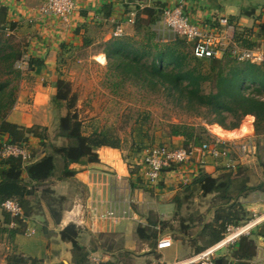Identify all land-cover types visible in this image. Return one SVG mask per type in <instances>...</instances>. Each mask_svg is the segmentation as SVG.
I'll return each instance as SVG.
<instances>
[{"label":"crops","instance_id":"1","mask_svg":"<svg viewBox=\"0 0 264 264\" xmlns=\"http://www.w3.org/2000/svg\"><path fill=\"white\" fill-rule=\"evenodd\" d=\"M42 1L0 0V7L6 8L7 20L14 23L17 30H24L28 39L25 51L28 78L19 87L7 122L24 129H46L48 137L54 134L58 117L65 114L64 110L59 111L51 105L55 84L63 78L64 67L79 61L76 57L78 52L89 49L95 51L94 58H102L106 63L102 46L118 38L114 37L117 27L121 28L122 36L127 35L126 32L132 29V24L126 21L128 14L132 11L137 13V6L142 9L161 5L164 9L182 1L184 12L193 19L200 17L209 21L215 15L228 19V27L222 31L229 48L234 45L243 48L234 39L237 33L239 41L242 37L247 38L253 44L252 48L264 51V33L258 30V26L264 23V0H76L75 13L68 26L41 14ZM159 22L160 19L156 29H161ZM243 27L251 30H241ZM245 124L249 125L250 134L214 138L230 145L242 137H252L255 142L254 118L251 116H246L235 130L220 128L226 133L238 132ZM2 137L6 136H0V139ZM27 142L33 146L36 160L45 155L38 139L29 136ZM50 142L56 146L64 143L62 139ZM181 143V138H173L168 144L178 149ZM96 154L97 162L68 164L71 175L65 178L60 176L61 159H55L57 168L54 175L35 187L41 211L26 219L23 232L15 235L12 241L6 232L0 233L7 250L11 249L24 258L36 259L40 264H74L71 244L61 240L60 232L68 225H75L79 230L78 244L87 254V264L180 262L194 255L196 249L184 240V236L168 237L171 247L156 250L157 241L139 239L136 230L147 227L150 221L179 223L184 215L180 213H188L189 203L198 212L200 208L195 206V200L211 199L212 196L201 197L200 191L192 189L193 178L199 171L215 178L222 165L242 168L247 186L252 187L244 192L246 196L241 199L243 207L249 216L264 215V191L257 189L264 181V172L256 164L259 174L253 164L256 155L245 158L233 151L224 162L195 156L185 174L178 170L166 171L157 184L149 186L137 165L139 156L130 161L127 159L129 167L122 150L101 147ZM208 211L210 213V207ZM104 212H114L115 217L100 218ZM11 224L12 221L2 229H18L17 225ZM156 228L159 230V226ZM162 235L157 240L167 237ZM240 237L251 243V255L240 258L235 255L241 247ZM240 237L222 250L216 258L219 264H264V222L249 235ZM6 260V256L1 257L0 264H6Z\"/></svg>","mask_w":264,"mask_h":264},{"label":"trees","instance_id":"2","mask_svg":"<svg viewBox=\"0 0 264 264\" xmlns=\"http://www.w3.org/2000/svg\"><path fill=\"white\" fill-rule=\"evenodd\" d=\"M137 13L132 26L138 33L144 28L146 35L137 40L134 37L121 36L106 44L104 54L114 65V70L124 77V80L137 79L142 87L155 89L159 87L167 93L180 109L205 114L211 119L208 125H218L225 130H235L246 116L254 118L255 136L264 137V63L256 64L248 61H238L227 49L220 58L197 59L191 53V46L181 38L163 42L154 30H150L160 19L162 6H137ZM7 10L0 7V136H6L12 144L26 143L31 136L39 140L45 155L24 164L18 158H8L0 161V203L13 199L19 204L23 217L31 218L38 214L40 203L36 200L35 187L46 182L56 171L55 159L62 161L61 177H68L71 171L70 163H94L98 161L96 150L101 147L122 150V141L112 136L107 130H99L89 126L91 131L85 133V126L76 112V96L71 94L70 84L58 79L55 84V94L51 98V105L57 110H64L65 114L58 117L53 140L62 139L63 144L56 146L51 143L46 129L39 127L20 128L7 122V116L12 111L17 100L18 81L21 77L15 65L23 57L24 52L13 44L12 38H6L9 29L16 26L6 18ZM264 33V23L258 26ZM234 39L240 46L251 49L253 44L246 38ZM145 117L135 124L131 130V146L125 159L129 160L148 147L155 146V138L150 137L145 129ZM165 138L168 143L173 138H181L184 149H197L204 145L215 143V138L207 133L203 126L187 124H170ZM162 138H160L162 140ZM165 142V141H164ZM259 140L255 139L256 152ZM259 144V145H258ZM219 147L226 152L225 157L218 161L224 162L230 158L233 149L230 143H220ZM127 160V162H128ZM128 166L131 167L128 162ZM131 173L132 168H130ZM264 172V171H263ZM25 175V177H23ZM242 168L234 165H222L219 175L215 178L199 171L193 178L191 187L201 193V197L212 196L209 202L213 217L205 222L200 217L201 229L199 237L202 243L195 244L194 254L202 251V247H209L219 242L229 226H239L250 216L243 207L241 199L248 189L247 180ZM248 178V177H247ZM264 181L257 187L264 191ZM14 222L18 229H2L9 222ZM24 222L13 220L0 211V233L4 231L12 241L15 235L22 233ZM158 223L149 222L147 227H138L136 234L139 239L156 242L162 232L157 230ZM22 229V230H21ZM79 230L75 225H68L60 232L61 240L71 244L74 253V264H87V254L79 246ZM241 247L236 252L237 257L251 255L252 247L244 237H240ZM6 264H40L36 259L24 258L20 255L10 256Z\"/></svg>","mask_w":264,"mask_h":264},{"label":"rangeland","instance_id":"3","mask_svg":"<svg viewBox=\"0 0 264 264\" xmlns=\"http://www.w3.org/2000/svg\"><path fill=\"white\" fill-rule=\"evenodd\" d=\"M9 30L6 38H12V40H14L13 44L20 47V50L24 52L21 60L15 65V69L19 71L21 77L18 81H14V84L20 87L21 83L28 78L29 73L26 65L28 57L25 54L28 39L24 30H17L16 26ZM138 30L140 31L135 33L134 27L132 26V29L126 32V36L140 40L146 35V33H144L146 29L141 28ZM150 30H154L159 39L161 38L160 40L163 42L175 40V38H177L167 32L160 31L161 29H156L155 26H152ZM241 30L251 29L243 27ZM105 48L106 44L102 46V50ZM94 54L95 51L93 49L78 52L76 57L79 61H73L70 65L64 67L62 79L70 84L71 94L76 96V112L85 126V133L91 131V124L99 130H107L112 136L118 137L122 141V155L124 157H126L130 151L132 142L131 130L136 123L141 122L145 117L148 119L145 129L150 137L154 136L155 146L169 147L167 140L162 138V136L167 134L170 124L203 126L206 128L207 133L213 138H236L251 133L248 124L243 125L238 132L229 133L222 131L218 125H208L207 122L211 117L203 113L201 114L203 111H201L200 114H196L195 112L180 109L176 106L172 98L159 87L151 89L142 87L137 79L124 80V77L114 70L113 64L115 63L110 65L107 59L106 63H104L102 58L100 60L94 58ZM241 124L242 122L240 125ZM214 132L218 136L214 134ZM53 135L54 134L49 137V140L52 142L56 141L53 140ZM160 138H162V140ZM247 138L252 137H242L236 141L234 140V142L240 144L243 141L245 142ZM256 139L260 141V146L257 149L255 158H253V164L260 174V170L264 171V137L259 136L256 137ZM245 158L248 157L245 156ZM256 164L259 166L260 170ZM55 167L57 168L56 163ZM204 200L205 199L201 201L198 199L195 200V206L200 208L198 212L195 210L194 205L189 203L188 213L181 211L180 214L183 212L184 215H181L183 219H181L179 223H170L171 220L159 222L160 232L171 238H174L176 234L182 235L184 236L183 238H186L184 240L188 242L189 245L195 246L193 243H197L198 246V244L203 242L201 237H199L201 223H203H200V217L204 216L205 222L211 220L213 217L212 211H210V213L209 211L207 212L210 206V199L207 198L205 201ZM186 207L187 206H185V208ZM178 220L179 219H175V221ZM186 220L188 221L186 222ZM207 248L208 247H203L202 251ZM221 252L222 251H219L216 257H218ZM14 255L16 254L12 252L11 249H6V242L0 237V258L3 256L8 258Z\"/></svg>","mask_w":264,"mask_h":264},{"label":"built area","instance_id":"4","mask_svg":"<svg viewBox=\"0 0 264 264\" xmlns=\"http://www.w3.org/2000/svg\"><path fill=\"white\" fill-rule=\"evenodd\" d=\"M76 9V0H43L39 12L43 15L58 20L62 25L68 26L73 18ZM136 12L128 14L127 23L133 24ZM228 19L220 16H212L209 21L200 17L193 19L184 12L183 2L179 1L173 6L162 9L159 25L162 32H167L173 37H178L186 41L191 46V53L197 59L220 58L222 54L231 49L232 55L238 61H248L251 63H264V51L258 48H240L233 46L229 48L224 29L228 27ZM122 36V30L117 27L114 37ZM220 142L204 145L201 148L184 149L171 148L167 146H152L145 148L139 155L137 165L142 171L144 181L149 186L157 184L164 172L178 170L186 173V169L191 165L192 159L196 156L211 157L218 159L225 157L226 152L219 149ZM231 148L240 156H253L256 152V145L252 138H247L244 142L238 144L233 142ZM33 146L28 142L22 144H12L7 137L0 139V161L8 158H18L24 164L33 160ZM0 211L7 213L13 220L26 219L23 217L22 210L13 199H7L0 203ZM114 212H104L100 218H114ZM264 222L263 216H250L243 224L239 226H229L224 237L207 249L194 254L184 261L173 264H215L216 254L222 251L230 243H233L240 236L249 235L250 231ZM14 222L10 226H14ZM235 233L234 237H232ZM171 247V240L168 237H162L156 242V250H163Z\"/></svg>","mask_w":264,"mask_h":264},{"label":"water","instance_id":"5","mask_svg":"<svg viewBox=\"0 0 264 264\" xmlns=\"http://www.w3.org/2000/svg\"><path fill=\"white\" fill-rule=\"evenodd\" d=\"M140 1H143V0H140ZM215 263H216V264H219V260H216Z\"/></svg>","mask_w":264,"mask_h":264},{"label":"bare ground","instance_id":"6","mask_svg":"<svg viewBox=\"0 0 264 264\" xmlns=\"http://www.w3.org/2000/svg\"><path fill=\"white\" fill-rule=\"evenodd\" d=\"M235 235H237V233H235L232 237H234Z\"/></svg>","mask_w":264,"mask_h":264}]
</instances>
